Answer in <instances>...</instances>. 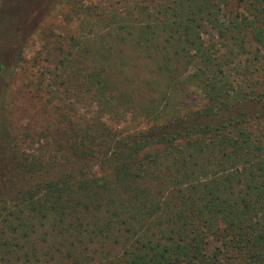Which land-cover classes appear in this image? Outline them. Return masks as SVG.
Returning a JSON list of instances; mask_svg holds the SVG:
<instances>
[{
	"label": "trees",
	"instance_id": "obj_1",
	"mask_svg": "<svg viewBox=\"0 0 264 264\" xmlns=\"http://www.w3.org/2000/svg\"><path fill=\"white\" fill-rule=\"evenodd\" d=\"M81 1L0 0V75L86 16L39 126L0 90V264H264V0Z\"/></svg>",
	"mask_w": 264,
	"mask_h": 264
},
{
	"label": "rangeland",
	"instance_id": "obj_2",
	"mask_svg": "<svg viewBox=\"0 0 264 264\" xmlns=\"http://www.w3.org/2000/svg\"><path fill=\"white\" fill-rule=\"evenodd\" d=\"M122 1L124 4L121 3ZM81 4L86 8L100 6L104 9L115 6V9L124 8L127 2L124 0H82ZM84 15V13L81 15L74 13L70 5L48 13L46 19L38 21L39 27L30 35L26 46L20 52L21 55L19 57L16 53L7 55V61L4 62L5 69L0 75V90L7 89L6 101L9 116L23 130L30 125H40L43 119L42 108L47 100L46 94L37 93L38 84L40 81L45 82L49 73L55 68L57 57L61 55L60 49L71 50L64 46L59 48V46L65 40L66 34H76L82 31L83 20L86 17ZM88 29L91 33L105 31L96 26ZM135 67H137L135 74L138 78L148 79L143 66L138 64ZM144 128H147V125H144Z\"/></svg>",
	"mask_w": 264,
	"mask_h": 264
}]
</instances>
